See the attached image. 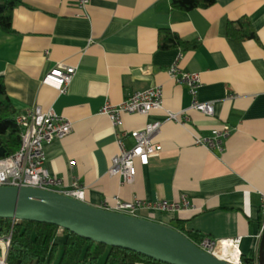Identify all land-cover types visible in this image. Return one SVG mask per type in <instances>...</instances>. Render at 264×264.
Instances as JSON below:
<instances>
[{"label": "crops", "instance_id": "obj_1", "mask_svg": "<svg viewBox=\"0 0 264 264\" xmlns=\"http://www.w3.org/2000/svg\"><path fill=\"white\" fill-rule=\"evenodd\" d=\"M12 31L0 28V76L17 112L41 107L72 122L63 139L45 145V166L69 189L78 181L83 200L114 209L117 198L132 201H179L194 207L176 211L143 210L140 216L198 231L217 241L215 255L228 258L231 241L240 237L241 257L259 264L262 236L260 196L264 193V0H215L208 7L176 9L171 0H13ZM248 17L257 38L236 40L228 25ZM171 31L194 48L161 47ZM77 66L68 91L43 84L57 63ZM200 74V101L214 102V115L191 108L186 85L169 67ZM153 86L163 89L165 109L123 114L122 130L133 131L162 121L155 140L162 151L148 165L137 164L133 183L110 176L120 150L116 128L100 113L106 100L122 102L130 93ZM167 110H186L184 125ZM233 131L224 151L195 143L224 124ZM127 147L134 139L124 136ZM65 240L62 228L56 242ZM4 251L0 237V256ZM59 250L53 262L56 264ZM140 264V263H139Z\"/></svg>", "mask_w": 264, "mask_h": 264}, {"label": "built area", "instance_id": "obj_2", "mask_svg": "<svg viewBox=\"0 0 264 264\" xmlns=\"http://www.w3.org/2000/svg\"><path fill=\"white\" fill-rule=\"evenodd\" d=\"M90 1L78 0L79 8L86 9ZM77 70V66L68 65L64 62L57 63L46 73L42 83L52 86L60 94H64L68 91ZM168 72L177 83L186 85L189 88L193 96L192 109L206 115H214V102H203L197 98V92L201 85L198 72L184 71L177 64L169 67ZM157 109H165L163 89L160 86L134 91L120 103L115 104L106 100L100 109V113L108 116L116 128L117 141L120 146L119 152L113 155L111 159L108 173L110 176H120L122 183H133L137 174V164L148 165L150 160L163 149L162 144L155 140L162 121L150 122L142 129L128 132L121 129L123 114H148ZM167 118L184 125L190 120L186 110L181 112L167 110ZM15 120L21 130V144L14 153L0 157V186H32L62 192L83 200L84 189L78 181L74 182L71 188L63 189L62 179L53 175L45 166V145L54 139H63L69 135L72 131V122L58 114L53 107L43 110L39 106L17 112ZM232 131L233 127L226 123L220 128L212 129L207 135H196L195 143L205 146L211 151L221 153L225 148L224 141ZM127 134H130L134 139V145L130 148L124 142V136ZM260 197V233L262 235L264 233V193H261ZM193 207L192 201L187 196H182L179 201L159 200L155 202L140 198H135L132 201L117 198L113 210L140 216L143 210L176 211ZM1 238L4 251L0 256V264H8L7 252L11 235ZM240 240V237L232 239L231 257L223 259L231 263L243 264L238 248ZM198 245L214 254L217 241L210 237H204Z\"/></svg>", "mask_w": 264, "mask_h": 264}, {"label": "water", "instance_id": "obj_3", "mask_svg": "<svg viewBox=\"0 0 264 264\" xmlns=\"http://www.w3.org/2000/svg\"><path fill=\"white\" fill-rule=\"evenodd\" d=\"M0 155H5L4 147H0ZM0 218L55 224L92 241L129 249L168 264H235L202 249L172 225L97 207L48 189L0 186ZM259 264H264V233Z\"/></svg>", "mask_w": 264, "mask_h": 264}, {"label": "trees", "instance_id": "obj_4", "mask_svg": "<svg viewBox=\"0 0 264 264\" xmlns=\"http://www.w3.org/2000/svg\"><path fill=\"white\" fill-rule=\"evenodd\" d=\"M214 2L215 0H171L174 8L184 11L208 7ZM16 4L13 0H0L1 29L12 31V11ZM227 31L229 36L239 41L257 38V33L248 17L231 21ZM195 46L196 44L184 41L171 31L161 42V47L164 49L172 47L186 49ZM16 113V107L8 96L5 81L0 76V147L5 148L4 156L17 151L21 144V130L15 120ZM173 227L197 244H200L205 237L198 231L186 229L181 221ZM59 229L58 225L50 223L0 218V237L11 235L7 252L8 264L51 263L59 250L61 254L56 264H99L102 257H104L103 264H168L129 249L92 241L66 229H63L65 240L60 249L56 242ZM241 260L243 264H255L252 256H242Z\"/></svg>", "mask_w": 264, "mask_h": 264}, {"label": "rangeland", "instance_id": "obj_5", "mask_svg": "<svg viewBox=\"0 0 264 264\" xmlns=\"http://www.w3.org/2000/svg\"><path fill=\"white\" fill-rule=\"evenodd\" d=\"M104 262V257H102L100 260H99V264H103Z\"/></svg>", "mask_w": 264, "mask_h": 264}, {"label": "bare ground", "instance_id": "obj_6", "mask_svg": "<svg viewBox=\"0 0 264 264\" xmlns=\"http://www.w3.org/2000/svg\"><path fill=\"white\" fill-rule=\"evenodd\" d=\"M232 254V253H231ZM231 257V256H230ZM235 258V257H234Z\"/></svg>", "mask_w": 264, "mask_h": 264}]
</instances>
